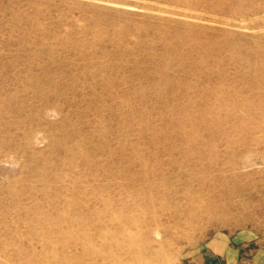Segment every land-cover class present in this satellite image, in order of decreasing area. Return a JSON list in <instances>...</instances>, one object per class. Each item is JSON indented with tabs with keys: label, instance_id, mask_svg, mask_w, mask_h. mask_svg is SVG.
Returning <instances> with one entry per match:
<instances>
[{
	"label": "rangeland",
	"instance_id": "374dc122",
	"mask_svg": "<svg viewBox=\"0 0 264 264\" xmlns=\"http://www.w3.org/2000/svg\"><path fill=\"white\" fill-rule=\"evenodd\" d=\"M0 264H264V0H0Z\"/></svg>",
	"mask_w": 264,
	"mask_h": 264
}]
</instances>
